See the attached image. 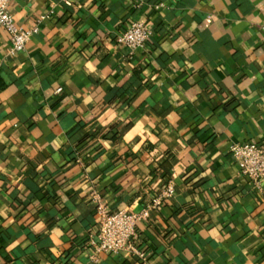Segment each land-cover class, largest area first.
<instances>
[{
    "label": "crops",
    "instance_id": "crops-1",
    "mask_svg": "<svg viewBox=\"0 0 264 264\" xmlns=\"http://www.w3.org/2000/svg\"><path fill=\"white\" fill-rule=\"evenodd\" d=\"M10 10L37 32L13 53L0 27V264H264V185L231 155L264 143V0ZM138 20L154 36L132 50L119 36ZM94 192L152 207L136 251L92 248Z\"/></svg>",
    "mask_w": 264,
    "mask_h": 264
},
{
    "label": "built area",
    "instance_id": "built-area-1",
    "mask_svg": "<svg viewBox=\"0 0 264 264\" xmlns=\"http://www.w3.org/2000/svg\"><path fill=\"white\" fill-rule=\"evenodd\" d=\"M11 1L0 0V27L9 32L11 51L17 53L26 49L37 29H24L17 23L10 10ZM153 36L154 31L149 24L138 20L134 21L119 36V41L132 50L145 49ZM231 155L240 169V174L250 179L257 188L261 189L264 185V143L259 141L235 143L231 147ZM173 193L174 188L169 184L162 195L156 199L153 207L160 205L165 198H169ZM92 200L96 205L98 217L97 229L89 239L92 248L98 253L136 251L138 223L149 217L152 207L149 206L141 212L128 209L113 210L98 192L92 193Z\"/></svg>",
    "mask_w": 264,
    "mask_h": 264
}]
</instances>
